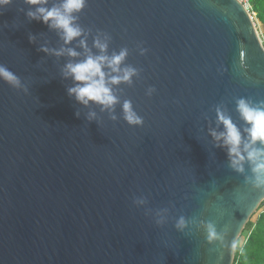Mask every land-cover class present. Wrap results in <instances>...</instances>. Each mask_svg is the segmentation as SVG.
Listing matches in <instances>:
<instances>
[{
    "label": "water",
    "instance_id": "water-1",
    "mask_svg": "<svg viewBox=\"0 0 264 264\" xmlns=\"http://www.w3.org/2000/svg\"><path fill=\"white\" fill-rule=\"evenodd\" d=\"M34 9L24 0L0 7V65L27 87L0 78V264H234L264 188L246 183L247 164L244 174L231 168L211 131H225L220 107L243 133L236 101L264 100V41L245 6L87 0L78 21L85 36L67 45L28 17ZM99 32L111 36L109 55L127 48L125 66L140 70L131 86H113L116 121L69 96L74 81L63 75L67 63L85 58L80 39L99 54ZM124 100L142 126L123 119ZM137 198L147 203L137 206ZM201 221L222 239L209 241Z\"/></svg>",
    "mask_w": 264,
    "mask_h": 264
},
{
    "label": "clouds",
    "instance_id": "clouds-1",
    "mask_svg": "<svg viewBox=\"0 0 264 264\" xmlns=\"http://www.w3.org/2000/svg\"><path fill=\"white\" fill-rule=\"evenodd\" d=\"M26 4L35 6L34 10L28 11L27 15L31 20L42 21L51 29L60 34L64 43L71 44L73 40L85 36V30L78 23L79 13L87 7V0H62V2L51 8L46 7L49 0H24ZM12 0H0V7H6ZM103 37V39L101 38ZM34 37L30 40L34 42ZM111 36L104 32H99L94 38L93 47L99 51L95 54L89 48L87 38L80 39L79 47L83 48L85 58L79 62H69L63 69L65 78H72L73 87L68 89L69 96H74L76 100L84 105L97 104L101 106V111L109 112L113 121L118 119L115 115L116 105L120 104V97L114 91L113 86L133 84V77H139L140 70L127 65L125 61L129 55L127 48H122L119 53L108 54L109 41ZM41 51L54 54L57 57L67 55L71 58L81 56V53L73 48H61L60 50L43 47ZM147 49L141 48V54H145ZM0 78L6 81L15 89L27 91V87L22 84L21 79L10 71L6 66L0 65ZM155 92L154 88L148 89V95ZM237 111L242 120L248 125L243 130L233 123L230 116L220 108H216L218 123L223 124L225 131L217 133L211 131V135L217 141H223V147L227 148L231 168L236 172L244 174L245 165L251 170V175H246V183L256 188H264V100L256 103L247 98H240L236 101ZM123 119L132 126H142L144 120L133 108L131 100H124L122 104ZM79 116V113H76ZM96 118V113L90 112L88 119ZM246 134V135H245ZM134 203L137 206L145 205L146 198H137ZM150 211V210H149ZM164 212L167 209L163 210ZM157 216H162L160 212ZM157 224L163 225L164 219H158ZM188 226L186 219L181 216L176 224V228L183 231ZM199 228L207 232L209 241L222 239L218 234L215 225L211 222L201 221Z\"/></svg>",
    "mask_w": 264,
    "mask_h": 264
},
{
    "label": "trees",
    "instance_id": "trees-1",
    "mask_svg": "<svg viewBox=\"0 0 264 264\" xmlns=\"http://www.w3.org/2000/svg\"><path fill=\"white\" fill-rule=\"evenodd\" d=\"M252 1L257 20L264 26V0ZM262 210L260 213L256 212V219L252 218L246 225L244 230L248 231L247 240L241 248L237 246L234 264H264V212Z\"/></svg>",
    "mask_w": 264,
    "mask_h": 264
},
{
    "label": "rangeland",
    "instance_id": "rangeland-1",
    "mask_svg": "<svg viewBox=\"0 0 264 264\" xmlns=\"http://www.w3.org/2000/svg\"><path fill=\"white\" fill-rule=\"evenodd\" d=\"M255 22L257 24V28L260 32V35L264 41V26L261 24L260 21L257 20V18H255ZM264 208V204H262L259 209L257 210V213H260V211ZM257 217V214L253 217V220H255ZM247 236H248V231H245L242 233L241 238L239 239L238 242V246L241 248V246H243V244H245L246 240H247Z\"/></svg>",
    "mask_w": 264,
    "mask_h": 264
},
{
    "label": "built area",
    "instance_id": "built-area-1",
    "mask_svg": "<svg viewBox=\"0 0 264 264\" xmlns=\"http://www.w3.org/2000/svg\"><path fill=\"white\" fill-rule=\"evenodd\" d=\"M238 1H240L245 6L247 11L250 13V15L254 19L257 18V13L254 11V5H253L252 0H238ZM262 212H264V208H263Z\"/></svg>",
    "mask_w": 264,
    "mask_h": 264
}]
</instances>
